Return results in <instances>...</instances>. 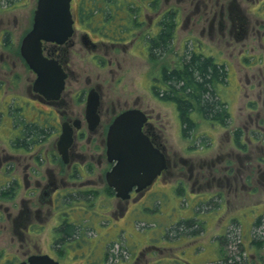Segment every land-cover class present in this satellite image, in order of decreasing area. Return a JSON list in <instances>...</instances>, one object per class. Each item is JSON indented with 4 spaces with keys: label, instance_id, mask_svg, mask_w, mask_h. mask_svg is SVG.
I'll use <instances>...</instances> for the list:
<instances>
[{
    "label": "flooded vegetation",
    "instance_id": "af4514ba",
    "mask_svg": "<svg viewBox=\"0 0 264 264\" xmlns=\"http://www.w3.org/2000/svg\"><path fill=\"white\" fill-rule=\"evenodd\" d=\"M38 4L39 0H7L8 11L29 8L25 18L18 19L16 12L15 19L0 18V44L5 51L10 52L8 59H11L12 52L24 59L21 53L22 42L34 27ZM70 13L71 35L61 43L43 40L42 46L43 54L48 59L57 60L63 70L64 86L59 97L53 98L55 93L46 87H42V92L36 91L38 76L31 70L35 78L27 85L26 94L12 96L13 103L8 105L7 114L15 129V137L10 139L12 150L21 151L20 155L30 154V159L33 160L29 151L43 145L46 138L54 137V142L52 148L43 152L45 161H41L37 155L39 161L27 163L28 158H19L18 152L4 154V158L0 153V264H21L29 262L31 256L45 254L59 264H77L75 260L72 261L76 253L85 255L81 260L82 264H141L142 260L144 264H158L162 261V255H155L167 251V248L160 245L162 240L173 243L176 239L166 234L158 243L157 236L148 234L147 238L134 227V220L137 222L143 216L142 212H147L145 205L151 203L147 199L150 197L149 193L153 192L154 185L175 177L180 162L188 167L194 177V184L200 187L204 184L207 187L212 181H218V184H227L235 192L239 189L238 179L251 178L255 169L253 166L258 161L252 159V152L246 155L248 161L245 163L242 153L219 154L217 158L223 163L218 169L221 174L216 176L215 172L210 173V179L203 182L201 176H204L200 170L194 172L196 166L193 162L178 157V151L172 144H168L153 110L145 108L142 95L132 99L129 97L124 100V104L121 98L111 101L107 98L111 88L106 93L100 82L88 79L87 85L82 83V69L91 71L94 65L100 67L102 59H108V64L112 65L114 59L118 58V53L147 61L152 64V71L144 74L145 82L154 97L160 101L166 100L178 108L177 101L162 97L161 92L166 86L163 84L164 70H182L185 60L194 53L211 58L219 66L226 65L223 46L230 47L231 44H235L234 49L237 48L236 45L242 44V52L247 49L249 56H253L256 45L251 44L248 50L249 41L256 38L261 43L264 42V0H71ZM164 28L171 30L170 44L162 49L160 41ZM180 31L184 33L179 41L182 45L175 48L173 46ZM194 37H206L212 43L203 46L197 43L196 48ZM16 38L20 40L18 50L13 46ZM3 53L0 50V59ZM82 53L90 59L87 67L83 68L78 63ZM239 54L243 55L244 61L248 60L246 54ZM168 55L172 56L171 65L162 63V59ZM1 64L0 61V80L3 73ZM116 71L110 68L109 73L115 75ZM12 73L17 74L11 72V75ZM147 74L151 80L147 78ZM225 84L217 83L219 94ZM258 85L263 88L264 93V83L259 81ZM1 86L2 84L0 88ZM94 95H98L95 111L88 108L90 98L95 100ZM20 99H32L35 102L32 112L26 116L28 121L22 119L18 122L15 118L18 111L13 107L18 105L15 100ZM133 109L146 113L147 121L143 125V132L155 147L164 152L168 168L151 186L138 192L134 189L131 198L125 200L117 197L106 178L107 172L114 166V162L108 159L107 142L110 126L115 118ZM43 113L50 119L39 122L38 118H42ZM178 116L181 132L186 134L179 109ZM28 123H35L45 129L46 135L40 140L29 141L30 137L26 138L24 132V126ZM65 128L73 132V142L66 156L59 151L58 145ZM237 136L236 133L235 140L238 143ZM253 142L252 140L251 143ZM259 147L255 150L258 151ZM260 150L263 152L261 147ZM235 160H238V165L237 162L234 164ZM260 160H264V156ZM260 177L264 178V170ZM207 198L203 193L200 200L202 202ZM114 199L117 203L111 206ZM5 201L10 204L5 205ZM66 223L78 226L79 233L69 239L65 238L63 228ZM203 224L201 231L205 230ZM128 228L134 230V237L129 236ZM115 242L134 247L139 242L140 247L132 259L125 260L121 257L114 261L111 252L115 250ZM116 247L120 249L118 244Z\"/></svg>",
    "mask_w": 264,
    "mask_h": 264
},
{
    "label": "rangeland",
    "instance_id": "374dc122",
    "mask_svg": "<svg viewBox=\"0 0 264 264\" xmlns=\"http://www.w3.org/2000/svg\"><path fill=\"white\" fill-rule=\"evenodd\" d=\"M6 4L7 0H1L2 8L0 9V18L15 19V12L18 15V19L25 18V15L29 13L28 7L26 9L18 8L16 11H8ZM183 36L184 33L180 31L177 42L173 47L178 48L182 45L179 41ZM258 40L254 38L252 41H249V44L247 43L249 46L248 50L251 44L256 45L255 49H253L254 53L252 52L253 56H249L250 53L247 52V49L242 52L240 48L242 44L236 45V49L233 48L235 44H231L230 47L226 45L223 46L226 52L225 59L227 60L226 67L228 78L219 95L222 101L227 103L231 114V119L225 126H219V124H215L207 118H204L199 112H194L191 114V118L197 123L196 127L189 133L184 134L181 132L178 108L166 100L160 101L156 99L149 85L145 82L144 74H149V71H152V64L141 59H133L129 57L128 54L118 53V58L114 59L112 65L108 64V59H102L100 61L102 62V66L98 67L94 65V69L91 71L82 69L84 71L82 74V83L87 85L88 79H90L91 82H100L106 93H108L109 88H111L110 93L113 94L109 93L107 96L109 100L112 101L121 98L123 104L124 100L129 97L132 99L139 94L142 95L145 100V108L150 111L153 110L155 117H157L158 124L162 127L163 135L168 139V144H172L178 151V157L189 159L190 162H193L196 166L194 172L196 173L200 170L204 176H201L204 182L206 179H210L211 174L214 172L216 176L221 174V170L218 169L223 166V163H220V160L217 158L219 154L227 152H231V154L242 153L243 163L248 161L246 155L251 152V157L254 161L259 162L261 156H264V93H262L263 88L258 85L259 81L264 83V42L261 43L260 40ZM15 42L16 43L13 45L15 46L14 49L18 50L20 40L16 38ZM197 43L203 46V44L210 45L212 42L206 37H204V39L194 37V46L196 48ZM189 46H192L191 43H189ZM0 50L4 52L3 57L0 59L3 70L0 80V84H2V90H0V153L2 152V158H4V154H15V152H18L17 156L19 158H28L27 163L39 161L37 158V155H39L40 160L43 161L45 157L43 152L46 149L52 148L54 137H49V139L46 138L47 140L45 139L44 143L41 142L43 145L29 151L33 156V160L30 159V154L20 155V153H22L21 151L12 150L10 139L15 137V129L12 128V122L7 114L8 105L13 103L11 100L17 94H26L25 89L35 78V74L32 73L26 61L18 54L12 52L13 55H11V59H8L7 57L10 52L5 51L6 49L4 50L2 44H0ZM239 52L246 54L248 60L244 61L243 55H240ZM89 62L90 59L88 60V55L86 56L85 53H82L81 59L78 62L80 66L82 68L87 67ZM162 63L167 65L173 64L172 56L168 55L164 57ZM110 68L117 70L115 75L109 73ZM5 72L7 74H5ZM11 72L17 74L15 75L12 73L11 75ZM148 74L147 78H149ZM150 75L152 76V73H150ZM97 78H99V80H97ZM149 79L151 80V78ZM20 100H15L18 105L13 107L14 110L18 111H13L16 112L15 118L18 122L22 119L28 121L26 116L28 113L32 112L31 110H33L35 102L32 99ZM20 102L24 104V106L21 105ZM20 105L21 110L18 109ZM49 119L50 117L46 115V113H43L42 118L39 116L38 121L44 122V120L46 121ZM239 129H241V132L240 136L237 138L239 141L237 143L235 134ZM252 140L254 141L253 143H251ZM12 145H15L14 141ZM28 146H30V144ZM257 146H260L263 152L260 150V147L259 150L256 151L255 149ZM232 157L234 159L237 158L235 156ZM236 162L238 165V160H235L234 164H236ZM258 162H255V166H253L255 169H252L251 178L245 179V177L244 180L238 179V181H240L239 189H236L235 193L230 190L231 194L228 192L227 195L226 190L222 188L223 185L218 186L220 185L218 181H212L207 187H205L204 184L201 187L198 184H194V177H192L188 167L186 168L184 166L185 164L180 162H178L179 167L177 168L175 177L171 179L167 178L166 181L154 185L153 192L149 193L150 197L147 199L151 203H146L145 205V207L148 208L147 212H142L144 214L139 217L137 222L134 220V227L142 235H146L147 238L148 234L157 236L159 239V241H157L158 243H160V239H163L165 231L167 234H170V237L176 239L173 243H167V241L162 240L160 245L167 248V251L155 255H162V261L158 264H170L164 256L173 257L175 250H183L187 247L186 245L188 244L185 241L188 240L186 237L188 234L177 231V237H174L176 234L173 235V231H175L174 228L178 223L181 222V216H187L188 218V215H192L190 208L195 205V202L202 207L199 206V211L196 213L199 215L196 217L197 220L192 218L196 226L195 228L198 229L193 232L200 233L201 225L204 223L203 227L206 231L204 235L207 239L205 240L204 238V244L207 246L205 250L207 251L199 252L196 264H221L218 260L216 261V255L215 259H211L213 256L212 253L215 254L214 249L216 248L213 246L214 240L212 239L216 238V235H224L220 238L223 256L231 257L240 256L241 254V257L238 258H243L245 264L249 262L250 264H256L257 259H261V264H264V218L261 224L256 226V229L253 226L251 236L249 235V237L246 238L243 232L244 229L247 233L250 232V217L259 211V206L264 205V178L260 177L261 171L264 170V160H260V164ZM199 164H202V166ZM242 169H245L244 166H242ZM245 181L250 182L246 183ZM194 192L200 195L204 193L208 198L201 202L200 198L191 195L194 194ZM233 194L235 195L234 197ZM116 203V199H114L111 201L110 205L114 206ZM4 204L9 205L10 203L5 201ZM222 206L224 211H226V206V209L234 210L242 208V210L240 212L238 210L237 213L233 215H231L232 213L228 214L231 216L226 218L225 215L221 214ZM257 217L258 216H255L254 220ZM101 218L102 220L104 219L103 217ZM201 221L202 224L200 225ZM127 230L129 236L134 237V230L132 228H128ZM198 239H200V236H195L194 241ZM260 240H262V244L258 245V242L261 243ZM116 244L120 246V249L116 247ZM139 245V242L135 247L129 244L125 246L123 243L115 242L113 248L116 251L113 250L111 252L112 259L114 261H117L116 259L121 257L125 260L132 259L138 252ZM170 247L173 251H171ZM246 247H250L251 250ZM257 247L259 249H257ZM117 250H119L118 254ZM250 252H253V255ZM163 254L165 255L163 256ZM176 255L178 258L176 259L173 257V259L177 260L178 264H186L183 261L194 258L188 251L182 253L184 258L180 257L178 254ZM73 257V262L75 260L77 264H82L81 260L85 258V255L82 256L76 253ZM97 257L98 255L96 256V260H98ZM186 261L189 262L192 260ZM141 264H144V260L141 261Z\"/></svg>",
    "mask_w": 264,
    "mask_h": 264
},
{
    "label": "water",
    "instance_id": "95a60500",
    "mask_svg": "<svg viewBox=\"0 0 264 264\" xmlns=\"http://www.w3.org/2000/svg\"><path fill=\"white\" fill-rule=\"evenodd\" d=\"M71 0H39L33 29L24 38L21 53L29 67L37 74L36 91L42 87L51 89L58 98L63 89L64 74L57 60L43 54V40L63 42L71 35ZM66 20L64 24L63 21ZM90 98L88 108L95 111L98 95ZM95 101V102H94ZM98 118V117H97ZM147 115L143 111L128 110L118 115L108 132L107 155L113 168L107 172V181L117 197L128 200L131 192L142 191L168 168L164 152L155 147L143 132ZM73 142V132L65 128L58 145L66 156ZM197 255V253H195ZM21 264H59L50 255L31 256L29 262Z\"/></svg>",
    "mask_w": 264,
    "mask_h": 264
},
{
    "label": "trees",
    "instance_id": "16d2710c",
    "mask_svg": "<svg viewBox=\"0 0 264 264\" xmlns=\"http://www.w3.org/2000/svg\"><path fill=\"white\" fill-rule=\"evenodd\" d=\"M170 28H164L160 46L162 49L170 44ZM228 78L226 65L219 66L214 64L211 58L203 55L192 54L185 60V66L182 70H164L163 84H166L162 90L164 99H173L178 103V109L181 115V123L185 133H189L196 127V122L191 118V114L199 112L204 118L213 123L227 125L231 119L227 103L222 101L217 91V83H226ZM25 136L29 141L40 140L46 135L45 129L35 123H28L24 126ZM241 129L237 131V138L240 136ZM25 142V140H23ZM239 142V141H238ZM264 216H259L254 223V227L260 225ZM195 223L192 219L181 220L174 228L173 235L179 232H193ZM79 227L66 223L63 228L65 238H70L79 233ZM256 236V234H255ZM258 242L262 244V240ZM240 256H227L221 264H245Z\"/></svg>",
    "mask_w": 264,
    "mask_h": 264
},
{
    "label": "crops",
    "instance_id": "0c3cea01",
    "mask_svg": "<svg viewBox=\"0 0 264 264\" xmlns=\"http://www.w3.org/2000/svg\"><path fill=\"white\" fill-rule=\"evenodd\" d=\"M246 183H248V181H246ZM223 185V186H222ZM218 186H222V188L223 189H225L226 190V195H227V193L229 192L230 194H231V192H230V188L227 186V184H220V185H218ZM195 193H197V192H194V194H191V195H193V196H196V197H198V198H200L202 195H200V194H195ZM233 193H235V192H233ZM236 194H238V193H236ZM235 195L233 194V197H234ZM234 199V198H233ZM253 206V205H252ZM221 207V206H220ZM196 208H197V210H196ZM226 208H227V206H226ZM225 208V210L226 211H224L223 210V206H222V215H225L226 216V218H228L229 216H231V215H233V214H236L237 213V211L239 210V212L242 210V208H237V209H234V210H230V209H226ZM259 211L258 212H256V214H254L253 216H251L250 217V220H251V224H250V222H249V225H250V232L249 233H247V231H245V229H244V235H246V238H248L249 237V235L251 236V231H252V228H253V226H254V223H255V220H257V218L259 217V216H264V205H261V206H259ZM199 211V204L197 203V202H195V205L194 206H192L191 208H190V212H192V215H188V218H187V216H181L182 217V220H184V219H192V218H194V219H196V217L197 216H199V215H197L196 213ZM232 213V214H231ZM228 214H231V215H228ZM255 216H258L255 220H254V218H255ZM185 217V218H184ZM197 220V219H196ZM198 221H200V220H198ZM222 228V227H221ZM221 228H219V229H221ZM244 228V227H243ZM204 232H206L205 230L203 231H201L200 233H194V232H184L185 234H188V236L186 235V237L188 238V240L187 241H185L188 245H186L187 247L186 248H184L183 250H181V249H178V250H175V252H174V255H173V257H175L176 259L178 258V256L176 255V254H178L180 257H183L184 258V256L182 255V253L184 252V251H188L194 258H192V259H186V260H192V261H189V262H187L186 260L185 261H183L184 263H186V264H190V263H192V264H196V260L198 259V254H199V252H203V251H207V250H205V248L207 247L205 244H204V238H205V235H204ZM167 234V232L165 231V234L164 235H166ZM181 234V233H180ZM179 234V235H180ZM163 235V236H164ZM195 236H200V239H198V240H195L194 241V239H195ZM214 236H215V233H214ZM224 235H221V236H218V235H216V238H214V239H212V240H214V252H215V254L214 253H212L213 254V256H212V260L213 259H215V255H216V261L218 260L219 262H223L225 259H226V257L225 256H223V251H222V244H221V237H223ZM182 237V236H181ZM183 238V237H182ZM203 240V241H202ZM205 240H207L206 238H205ZM186 243H184V244H186ZM251 247H254V246H251ZM247 249H249V250H251V248L250 247H246ZM257 249H259L258 247H257ZM254 250V249H253ZM256 250V249H255ZM208 251H210V250H208ZM211 252H212V250H211ZM195 253H197V255L195 254ZM251 253V252H250ZM252 255H253V252L251 253ZM251 255V256H252ZM254 255H256V254H254ZM218 256V257H217ZM173 257L171 258V259H167L168 261V263H170V264H178L177 263V260H175V259H173ZM210 259V260H211ZM166 263V262H165ZM262 263V260L261 259H257L256 260V264H261ZM248 264H250V262L248 263Z\"/></svg>",
    "mask_w": 264,
    "mask_h": 264
}]
</instances>
